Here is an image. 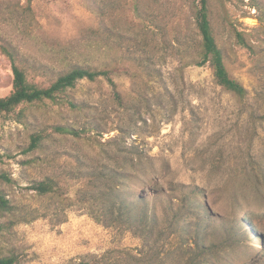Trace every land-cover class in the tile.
I'll use <instances>...</instances> for the list:
<instances>
[{"label": "rangeland", "instance_id": "374dc122", "mask_svg": "<svg viewBox=\"0 0 264 264\" xmlns=\"http://www.w3.org/2000/svg\"><path fill=\"white\" fill-rule=\"evenodd\" d=\"M194 3L0 0V47L14 46L45 67H27L29 81L45 86L84 65L108 69L115 83L80 79L68 90L76 108L44 100L0 117V173L11 179L0 177V190L19 211V220L0 231L1 256H14V264H74L109 251L131 264L125 250L138 253L141 239L130 231L117 236L75 200L83 173L108 166L135 195L151 197L171 188L168 182L180 188L170 195L197 187L207 207L200 222L205 242L239 222L238 232L248 231V255L264 258V0H208L225 65L247 90L242 100L215 82L208 62L196 64ZM12 76L0 48V96L10 92ZM59 124L79 134L56 132ZM34 132L46 136L28 151ZM45 175L56 176L57 195L43 198L32 189ZM184 217L185 225L197 221Z\"/></svg>", "mask_w": 264, "mask_h": 264}, {"label": "trees", "instance_id": "16d2710c", "mask_svg": "<svg viewBox=\"0 0 264 264\" xmlns=\"http://www.w3.org/2000/svg\"><path fill=\"white\" fill-rule=\"evenodd\" d=\"M28 2L30 0H27ZM251 6L261 8L256 3ZM194 20L201 42L198 47V60L196 64L209 63L215 82L235 97L242 100L247 95L243 84L234 78L228 71L224 62V53L218 46L213 34L209 19L208 0H195ZM259 23L264 22V17L258 18ZM239 42L252 48L242 35L237 34ZM1 52L10 62L12 71L11 90L5 96H0V117L8 115L19 108L21 104L35 103L49 100L54 103L63 102L71 108L78 104L68 95L80 79L96 80L105 77L114 88L115 83L109 75L108 69L92 68L84 65H73L67 70L57 73L45 86L27 79V67L33 70L43 71L45 67L37 66L23 54H20L14 46L3 45ZM46 70V69H45ZM47 71V70H46ZM117 98L119 94L116 93ZM19 113L21 108L18 109ZM56 132L71 133L78 135L79 132L73 127L66 125H54ZM46 135L34 132L31 135L28 151L39 148ZM264 176L262 168H259ZM84 184L78 189L75 200L102 225L113 229L116 235H122L130 231L141 239L143 249L133 254L129 249L125 250L126 256L130 257L131 264H264V258L248 255L251 251L246 242L248 231L244 234L238 232L241 227L237 225L227 230L223 238L206 243L203 236L201 221L205 219L203 211L206 204L201 201V192L197 187H191L188 191L180 193V196L169 194L168 191L180 190L179 186L171 184V188L155 191L151 197L135 195L125 192L123 175L120 171L108 167L89 169L83 173ZM0 177L11 182L5 174ZM32 189L43 198L57 195L60 189L56 176L45 175L41 180L32 185ZM185 214L197 219L195 224H183ZM0 215L7 219L0 222V231L7 229L13 220H19L18 207L12 204L0 190ZM24 216V215H23ZM21 220V219H20ZM24 220V219H23ZM250 232V230H249ZM247 249L240 250L243 257L239 262L234 257L239 246ZM262 249L264 246L262 245ZM106 251L101 255H89L74 264H119ZM15 257L12 255H0V264H14Z\"/></svg>", "mask_w": 264, "mask_h": 264}]
</instances>
